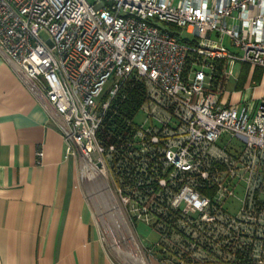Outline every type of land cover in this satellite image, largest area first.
Returning a JSON list of instances; mask_svg holds the SVG:
<instances>
[{
  "label": "built area",
  "instance_id": "2783aa9c",
  "mask_svg": "<svg viewBox=\"0 0 264 264\" xmlns=\"http://www.w3.org/2000/svg\"><path fill=\"white\" fill-rule=\"evenodd\" d=\"M0 52L57 114L79 180L110 190L114 264H264V92L220 100L235 63L264 68V0H0ZM131 80L142 100L104 144Z\"/></svg>",
  "mask_w": 264,
  "mask_h": 264
},
{
  "label": "crops",
  "instance_id": "0c3cea01",
  "mask_svg": "<svg viewBox=\"0 0 264 264\" xmlns=\"http://www.w3.org/2000/svg\"><path fill=\"white\" fill-rule=\"evenodd\" d=\"M236 64L223 104L264 92V68ZM57 122L0 52V264H114Z\"/></svg>",
  "mask_w": 264,
  "mask_h": 264
},
{
  "label": "rangeland",
  "instance_id": "374dc122",
  "mask_svg": "<svg viewBox=\"0 0 264 264\" xmlns=\"http://www.w3.org/2000/svg\"><path fill=\"white\" fill-rule=\"evenodd\" d=\"M88 2H93L94 0H87ZM174 4H177L179 2V0H173ZM164 27L168 30L171 31H176L175 28L173 26L170 25H166L164 24ZM177 32L180 34V38H191L190 35L185 34L183 31L181 30H177ZM43 37H45V34H42ZM224 45L229 49V50H233V48L231 47L230 43L227 41V38L224 41ZM240 70V65L236 64L234 66H232V75L230 76L231 78V82L233 79H235L237 77V74ZM249 95V93L247 91L243 92V95ZM143 119V116L141 114L136 116V120L141 122ZM79 180V178H78ZM79 185L80 188L82 189L86 200L93 212L94 215V220L96 223V226L99 230V233L101 235V237L104 240V244L107 247V250L109 253H111V255H114V250L112 245L116 244L119 245L120 247L124 244H126V234H125V227L123 226V222H121L122 220L119 218V216L117 215L116 211H110L109 207H106V205H104V202H107V197L106 196H98L96 195V186L94 185V183L86 181V182H82L81 180H79ZM109 190V189H108ZM110 192V190H109ZM111 195V193H110ZM112 201L114 203V206H116L115 204V200L113 199L112 195H111ZM104 200V202H103ZM113 207V206H111ZM117 209V207H116ZM118 211V209H117ZM136 232L138 237L141 240V243L144 245H149L153 242H155L158 238V235L148 226L144 225V224H139L136 227ZM118 252V249H117Z\"/></svg>",
  "mask_w": 264,
  "mask_h": 264
},
{
  "label": "trees",
  "instance_id": "16d2710c",
  "mask_svg": "<svg viewBox=\"0 0 264 264\" xmlns=\"http://www.w3.org/2000/svg\"><path fill=\"white\" fill-rule=\"evenodd\" d=\"M142 94L141 83L133 80L127 83L122 94L113 101L97 135L102 143H111L125 129V120L134 114L142 100Z\"/></svg>",
  "mask_w": 264,
  "mask_h": 264
},
{
  "label": "bare ground",
  "instance_id": "6f19581e",
  "mask_svg": "<svg viewBox=\"0 0 264 264\" xmlns=\"http://www.w3.org/2000/svg\"><path fill=\"white\" fill-rule=\"evenodd\" d=\"M90 177H91L90 179H92V180L89 179V182L94 183V185L96 186V192H94V193H97L96 195H98V196H106L108 201L104 202V200H103L104 205H106V207H109L110 211H113V212L116 211V213L118 214L116 206H114L110 192H109L105 182H101V180L99 178L95 177L94 175L90 176ZM111 206H113V207H111ZM118 252H121V251L118 249ZM124 255H125V253H124Z\"/></svg>",
  "mask_w": 264,
  "mask_h": 264
}]
</instances>
